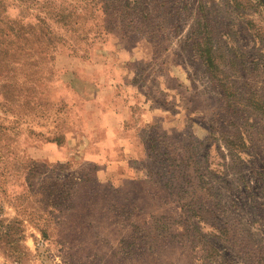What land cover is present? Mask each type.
<instances>
[{
  "label": "rangeland",
  "instance_id": "obj_1",
  "mask_svg": "<svg viewBox=\"0 0 264 264\" xmlns=\"http://www.w3.org/2000/svg\"><path fill=\"white\" fill-rule=\"evenodd\" d=\"M123 1L99 16L107 34L47 47L31 80L50 107L0 108L25 263L264 264V0ZM206 36L230 100L197 54ZM125 102L116 138L135 158L99 125Z\"/></svg>",
  "mask_w": 264,
  "mask_h": 264
},
{
  "label": "trees",
  "instance_id": "obj_2",
  "mask_svg": "<svg viewBox=\"0 0 264 264\" xmlns=\"http://www.w3.org/2000/svg\"><path fill=\"white\" fill-rule=\"evenodd\" d=\"M14 1V6L19 10L15 15L10 13L11 3L8 0H0V69L6 71L0 73V108H5L20 117L21 114H29L38 108L50 107L49 101L38 95L39 86L31 80L35 67L46 55L50 43L55 39L86 43L90 39L94 40L107 34V29L101 30L102 25L98 23V19L100 15L107 13L105 7L111 5L108 3L109 0H82L83 8L78 10L67 0ZM114 1L119 4L117 8L120 12L121 8L124 10L128 4L123 0ZM196 46L197 54L211 78L218 83L224 96L230 100L233 91L217 62L211 38L204 37ZM101 109L103 112L114 111L113 105ZM75 115L73 122L84 119L82 111L80 115L75 112ZM126 121L128 119L122 123L124 129ZM16 127L17 125L5 128L0 125V160L3 157L1 151L9 146L6 131ZM57 143H60V140H57ZM6 178V170L0 165V180L3 182L0 195L7 193L4 187ZM24 223L25 221L18 216L6 215L5 204L0 197V251L13 259L12 264H30L25 263L30 255L28 253L30 249L25 243ZM41 231L46 236V231L44 229Z\"/></svg>",
  "mask_w": 264,
  "mask_h": 264
},
{
  "label": "crops",
  "instance_id": "obj_3",
  "mask_svg": "<svg viewBox=\"0 0 264 264\" xmlns=\"http://www.w3.org/2000/svg\"><path fill=\"white\" fill-rule=\"evenodd\" d=\"M126 102L123 103V108L119 109H115L114 107V111H105L103 112L104 114V119L105 120H102L100 122L99 125L101 126H105V130L107 132V138L110 142H112V140H122L124 143L123 144H126V146L128 147V149L126 148L125 150H128L133 156L134 158L135 157H138L139 156V153H138V150H137V147L134 146V144L132 143V140H131V136H127L125 135L124 136H120L119 138H116L118 137V134L119 133L118 131L119 130H125L122 126V123H124L125 120L129 119V113H126ZM128 109V107H127ZM128 112V111H127Z\"/></svg>",
  "mask_w": 264,
  "mask_h": 264
}]
</instances>
